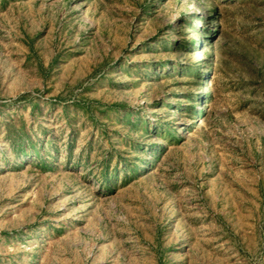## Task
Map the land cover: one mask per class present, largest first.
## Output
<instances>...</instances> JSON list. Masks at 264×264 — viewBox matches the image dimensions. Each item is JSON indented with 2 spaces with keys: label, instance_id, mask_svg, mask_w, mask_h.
Listing matches in <instances>:
<instances>
[{
  "label": "rangeland",
  "instance_id": "374dc122",
  "mask_svg": "<svg viewBox=\"0 0 264 264\" xmlns=\"http://www.w3.org/2000/svg\"><path fill=\"white\" fill-rule=\"evenodd\" d=\"M0 264H264V0H0Z\"/></svg>",
  "mask_w": 264,
  "mask_h": 264
}]
</instances>
